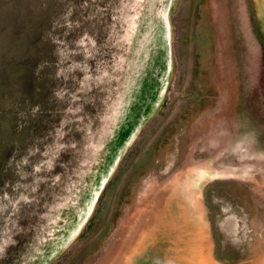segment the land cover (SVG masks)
Masks as SVG:
<instances>
[{
  "label": "rangeland",
  "instance_id": "rangeland-1",
  "mask_svg": "<svg viewBox=\"0 0 264 264\" xmlns=\"http://www.w3.org/2000/svg\"><path fill=\"white\" fill-rule=\"evenodd\" d=\"M0 175L39 264H264V0H0Z\"/></svg>",
  "mask_w": 264,
  "mask_h": 264
},
{
  "label": "water",
  "instance_id": "water-1",
  "mask_svg": "<svg viewBox=\"0 0 264 264\" xmlns=\"http://www.w3.org/2000/svg\"><path fill=\"white\" fill-rule=\"evenodd\" d=\"M2 177V175H0V178ZM103 182V181H102ZM102 184V183H101ZM100 184V185H101ZM0 188H1V179H0ZM98 190V189H97ZM97 190L96 192L90 197V202L89 204L90 205H93V203L96 201V198H97ZM1 193V191H0ZM33 199L32 200H27L26 201V205L29 207L31 205V207L33 206V203H32ZM36 204H37V200H35ZM53 204V200L51 199L50 203H45L43 205V202L42 203H39L38 204V210L41 209L44 207V208H48V206L52 205ZM22 208L23 207H20L19 210L17 209V207L15 208V210L17 211L14 215L11 216L10 219L14 218L15 219H19L20 220V223H21V212H22ZM32 209V208H31ZM44 210V209H43ZM17 213H20V214H17ZM33 214H35L34 211H32ZM39 212L37 211L36 214H38ZM12 214V213H11ZM30 217L32 218V215H30ZM43 217V215H42ZM28 222V221H27ZM12 224V222H11ZM22 227V226H20ZM20 227H18L19 229L16 231V229L12 228L10 230H5V231H0V264H39L41 261L40 258L42 257L41 255L39 257H37L36 259H30L31 255H33L32 251H29L27 247H30L32 246V241L31 239L33 237H38L40 238L41 237V234L37 228V230L31 234L32 231H29L28 233H26V236L27 237H24L22 236V230L20 229ZM47 229H48V225H47ZM0 230H1V227H0ZM22 239V240H21ZM46 240V239H45ZM44 240V241H45ZM51 243V242H50ZM50 243L48 245H46L47 247H45V256L47 254L50 253V250L53 246H50ZM27 244V245H25ZM14 250L12 253L11 251ZM11 250V251H10ZM29 255V257L27 258L26 255ZM45 256H43V258H45ZM31 260V261H30Z\"/></svg>",
  "mask_w": 264,
  "mask_h": 264
},
{
  "label": "crops",
  "instance_id": "crops-1",
  "mask_svg": "<svg viewBox=\"0 0 264 264\" xmlns=\"http://www.w3.org/2000/svg\"><path fill=\"white\" fill-rule=\"evenodd\" d=\"M192 218L194 219V216H192ZM181 234H183L184 236L190 235L191 237H189L188 239L187 237L184 239L182 238L181 243L179 244L176 243L177 245L174 246L173 249H170L171 251H173L172 254H174L175 256L174 259L171 258L170 264H194V261L198 260L196 256L198 255V253H200V251L194 250V237H192V235H194V221L191 222L190 224H183L181 229ZM205 253L206 252L202 250V254L204 255ZM138 262L140 264L143 261L142 260L137 261L135 259L128 260V264H136ZM165 263L166 262H160V264H165Z\"/></svg>",
  "mask_w": 264,
  "mask_h": 264
}]
</instances>
